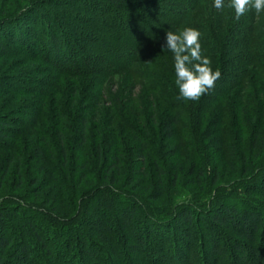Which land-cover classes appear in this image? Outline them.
<instances>
[{"label":"trees","instance_id":"obj_1","mask_svg":"<svg viewBox=\"0 0 264 264\" xmlns=\"http://www.w3.org/2000/svg\"><path fill=\"white\" fill-rule=\"evenodd\" d=\"M184 27L220 72L195 100L178 98L162 48ZM26 66L19 79L41 90L18 89L11 71ZM25 95L39 103L9 120ZM0 172V193L13 173L20 190L0 200V264H104L108 252L264 264V14L235 19L227 0H0ZM138 248L146 259L131 262Z\"/></svg>","mask_w":264,"mask_h":264},{"label":"clouds","instance_id":"obj_2","mask_svg":"<svg viewBox=\"0 0 264 264\" xmlns=\"http://www.w3.org/2000/svg\"><path fill=\"white\" fill-rule=\"evenodd\" d=\"M225 0H212V7L221 9ZM235 19L247 11L259 16L264 14V0H227ZM201 33L196 27H184L182 31H165L164 44L172 53L174 80L178 98L195 100L210 89L219 78V70H213L207 55L202 54Z\"/></svg>","mask_w":264,"mask_h":264},{"label":"rangeland","instance_id":"obj_3","mask_svg":"<svg viewBox=\"0 0 264 264\" xmlns=\"http://www.w3.org/2000/svg\"><path fill=\"white\" fill-rule=\"evenodd\" d=\"M76 7V6H75ZM76 9V8H75ZM76 12H77V10H76ZM20 26H22L21 24V22L20 23H18ZM18 26V25H17ZM20 26H18L17 28H19ZM70 32H72V30H71V28H70ZM6 44V43H5ZM20 51L23 53V54H29L30 52H28L29 50H24V49H20ZM16 58H18V57H16ZM16 61V60H15ZM12 63H13V61H12ZM12 63H10V65L12 64ZM17 66L19 65V64H16ZM36 66H38L37 68L41 71V75H40V80H46V77H47V71L48 70H46L45 69V67H43V66H39V64L38 65H36ZM15 67V66H14ZM24 68H26V69H24ZM23 69L21 68V69H14V70H12L11 71V74L12 75H14L15 76V78H16V80L17 81H19V80H21V79H19V77L20 76H22L23 74L25 75V74H28L27 72L28 71H31V69H30V67H28V66H26V67H24ZM38 70V71H39ZM46 70V71H45ZM52 72L54 73V71H53V69H52ZM52 72H50V74L51 75H53V73ZM46 73V74H45ZM45 74V75H44ZM19 76V77H18ZM25 80V81H24ZM17 81H15V82H13V83H10V84H15ZM21 82H24L25 83V85H23V87L21 86V87H18V89L19 90H25V89H27V88H29L31 91H39V90H41V87L40 86H37V85H35V83H34V81H32V77H25L24 79H23V81L21 80ZM12 85H9V86H12ZM30 94V93H29ZM37 97L36 96H29V95H25L24 97H20L19 98V101L18 102H16L17 103V105H15V106H13V111H12V113H10L11 115L10 116H8L9 118V120H11V121H13V122H18L19 124H21L22 122H24V113H26V109L25 108H27V107H30L31 105H35V104H38L39 103V101H37ZM14 104V103H13ZM29 109V108H28ZM15 125H17V124H15ZM36 133H37V131H33V132H30L29 133V135L25 138L26 139V141L25 142H27L28 140H29V142H28V144H32L33 142H35V140H36ZM29 165V169L28 170H25V181H24V185L25 186H27L26 184L28 183V181H29V184L31 183V180H29L30 179V175H31V173L33 172V165H32V163H30V164H28ZM0 175H1V172H0ZM75 178H76V176L74 175L73 176V180L75 181ZM73 182V181H72ZM184 182L186 183V179H184ZM18 182H17V176L13 173L12 175H10L8 178H7V181H6V183H5V188H3L2 189V192L0 193V200H2V199H4V198H6V197H8V196H15L18 192H20V190H18L17 189V187H18V184H17ZM74 183V182H73ZM73 183L72 184H70V183H66V186H68V187H72L73 188V186L75 185H73ZM190 188V187H189ZM27 191L29 190V192H31V190H32V188H30V187H26L25 188ZM38 219V218H37ZM39 221V220H38ZM12 222V220L11 219H9V223H11ZM11 224H13V222L11 223ZM182 226H183V224H182ZM177 227V226H176ZM175 227V228H176ZM174 228V227H173ZM136 230H138V229H140L139 227H137V228H135ZM172 230H174V229H172ZM181 232H183V231H181ZM180 232V233H181ZM181 235V234H180ZM61 238L62 237H58L57 238V243L58 242H60V240H61ZM128 244H130V246H132L135 242H134V240L132 239V240H130L129 242H127ZM128 244H126L127 246H128ZM135 245V244H134ZM189 246H190V248H189V252L190 251H193L194 250V248L195 247H197L196 246V243L193 241H191L190 243H189ZM141 248V247H140ZM140 248H138V251L137 252H135L134 254L132 253V254H128L127 253V255L129 256V260L131 261V262H134V263H140L141 261H143V260H145L146 259V254H145V252H143ZM124 251H128V250H124ZM204 251L208 254V255H210V256H212V252H211V250L209 249V248H204ZM115 252V251H114ZM124 254H126L125 252H124ZM108 256L106 257L107 259H106V263H104V264H120L119 263V261H118V259H119V257H120V252L118 253V254H115V255H113L112 254V252H108V254H107ZM123 255V254H122ZM121 255V256H122ZM212 263L214 262H216L215 261V259H214V257L212 256ZM192 261V260H191ZM194 261V260H193ZM192 261V262H193ZM226 261V260H225ZM225 261H223V263H225ZM195 262V261H194Z\"/></svg>","mask_w":264,"mask_h":264}]
</instances>
